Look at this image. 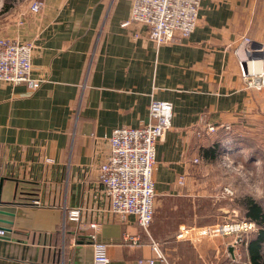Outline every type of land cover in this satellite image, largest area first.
Here are the masks:
<instances>
[{
    "label": "crops",
    "instance_id": "1",
    "mask_svg": "<svg viewBox=\"0 0 264 264\" xmlns=\"http://www.w3.org/2000/svg\"><path fill=\"white\" fill-rule=\"evenodd\" d=\"M31 1L0 28V37L31 45V77L44 79L36 88L0 81V226L8 231L0 264H92L96 242L107 264H166L152 241L161 250L172 235L168 212L178 229L214 223L217 178L203 151L264 123V88L248 87L242 67L264 62V0H201L194 30L159 46L147 27L122 25L131 0H41L38 12ZM152 98L171 102L173 115L155 145L156 215L147 233L132 215L111 212L97 174L112 131L146 123ZM184 204L194 213L210 207V218L186 222ZM177 231V241L192 244L189 263L206 264L200 237ZM214 252L210 264H219L224 255Z\"/></svg>",
    "mask_w": 264,
    "mask_h": 264
},
{
    "label": "built area",
    "instance_id": "2",
    "mask_svg": "<svg viewBox=\"0 0 264 264\" xmlns=\"http://www.w3.org/2000/svg\"><path fill=\"white\" fill-rule=\"evenodd\" d=\"M201 0H131L129 17L123 26L137 23L147 27V36L155 45L175 41L188 36L195 28ZM42 8L41 0H32L31 12ZM31 45L20 43L8 37H0V81L18 84L26 82L31 88L38 87L43 78L31 77ZM248 87L264 88V62L250 75L244 74ZM149 120L138 127H118L109 136L110 148L106 159L98 165L97 181L110 200V210L123 220L132 215L141 228L148 233L153 221L156 194L152 173L155 165V145L161 140L171 125L172 104L166 100L151 99L148 105ZM228 128V126H225ZM207 132L216 127L207 124ZM182 182V181H181ZM38 203V200L34 201ZM78 211L71 210L70 217L76 218ZM252 221L211 224L203 227H181L178 236L213 237L231 232H241L255 228ZM95 227L96 224H91ZM7 229L0 226V237L7 235ZM91 234L89 238H93ZM239 238V237H238ZM238 241H241L238 239ZM157 258L167 260L157 243L152 241ZM108 255L103 243L93 244L92 264H107ZM150 264V263H146ZM247 264V263H245Z\"/></svg>",
    "mask_w": 264,
    "mask_h": 264
},
{
    "label": "rangeland",
    "instance_id": "3",
    "mask_svg": "<svg viewBox=\"0 0 264 264\" xmlns=\"http://www.w3.org/2000/svg\"><path fill=\"white\" fill-rule=\"evenodd\" d=\"M21 1L0 0V28L4 29L6 27V23L14 16V11L17 10ZM261 95L264 97V89L261 91ZM233 134L222 136L220 139L221 148L218 150L215 159H212V164L207 167V172L212 173L217 178L213 182V186L216 187V197L212 209L213 220L217 224L245 219L241 202L243 196L246 195L255 198L264 209V123H252L244 132ZM169 201V204H172L173 200L170 199ZM204 203V205H208L206 202ZM209 208L207 207V210L202 213H194L184 204L179 209V216L186 218L188 223L193 219L204 222V220L210 218L208 215L211 212ZM155 213L156 200L154 215H156ZM176 214V212H168L165 222L163 221L166 228H173V233L168 237L163 235L164 243L161 250L171 260L170 264H196V262L189 263L192 244L189 241L179 242L175 238L176 231H179L178 226L174 228L173 225V218L176 217ZM254 226L255 228L241 232L239 235L231 232L225 235L217 234L213 237L202 236L199 240H196V242L202 243L200 247L203 253L207 255L206 264H210L209 255L216 253L214 252L215 247L218 248L219 254L224 255L222 258L219 257V264H242L241 260L240 262L229 261L225 257L226 254H229V251L225 247L227 243H230L232 254L235 256L240 255L242 259L244 255V237L257 230L256 225ZM159 232L165 234L163 230ZM153 238L157 240L155 237ZM237 238L241 241H238ZM197 264H204V261ZM247 264L250 263L247 262Z\"/></svg>",
    "mask_w": 264,
    "mask_h": 264
},
{
    "label": "trees",
    "instance_id": "4",
    "mask_svg": "<svg viewBox=\"0 0 264 264\" xmlns=\"http://www.w3.org/2000/svg\"><path fill=\"white\" fill-rule=\"evenodd\" d=\"M221 139V138H220ZM221 148L220 141L203 151L205 159H215ZM241 209L246 220L252 221L257 230L251 235L244 237L243 258L250 264H264V209L252 196H243Z\"/></svg>",
    "mask_w": 264,
    "mask_h": 264
},
{
    "label": "water",
    "instance_id": "5",
    "mask_svg": "<svg viewBox=\"0 0 264 264\" xmlns=\"http://www.w3.org/2000/svg\"><path fill=\"white\" fill-rule=\"evenodd\" d=\"M244 74L250 75L252 72L251 60L242 61ZM229 252L232 254V246L229 247Z\"/></svg>",
    "mask_w": 264,
    "mask_h": 264
}]
</instances>
